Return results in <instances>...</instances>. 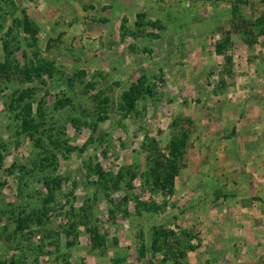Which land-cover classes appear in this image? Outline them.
<instances>
[{
	"label": "rangeland",
	"instance_id": "374dc122",
	"mask_svg": "<svg viewBox=\"0 0 264 264\" xmlns=\"http://www.w3.org/2000/svg\"><path fill=\"white\" fill-rule=\"evenodd\" d=\"M141 2L0 0V264H264V0Z\"/></svg>",
	"mask_w": 264,
	"mask_h": 264
},
{
	"label": "trees",
	"instance_id": "16d2710c",
	"mask_svg": "<svg viewBox=\"0 0 264 264\" xmlns=\"http://www.w3.org/2000/svg\"><path fill=\"white\" fill-rule=\"evenodd\" d=\"M256 23L259 25V32L264 33V11L256 17ZM136 95L135 87L128 88L123 90L121 93V98L124 103L128 107L132 105V100ZM29 105L27 104V107ZM2 144L0 142V161L2 159ZM166 148L168 149V155H164L161 153V158L164 159V162L158 161L155 162L156 166L151 168L150 174L154 180V182L159 185L161 191H165L167 193L172 191V177L175 174V165H174V154L178 149V144L174 143L170 140L166 144ZM167 168V169H166ZM159 234V230L157 228H153V238L151 240L152 244H157L156 239L157 235ZM153 247V245H152ZM143 246L141 245V253H142ZM152 264V263H150Z\"/></svg>",
	"mask_w": 264,
	"mask_h": 264
},
{
	"label": "crops",
	"instance_id": "0c3cea01",
	"mask_svg": "<svg viewBox=\"0 0 264 264\" xmlns=\"http://www.w3.org/2000/svg\"><path fill=\"white\" fill-rule=\"evenodd\" d=\"M141 0H133V4L137 7V5H141ZM260 106V105H259Z\"/></svg>",
	"mask_w": 264,
	"mask_h": 264
}]
</instances>
